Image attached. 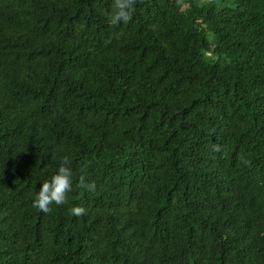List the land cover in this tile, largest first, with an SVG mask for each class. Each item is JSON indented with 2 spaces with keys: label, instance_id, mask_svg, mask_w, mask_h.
<instances>
[{
  "label": "trees",
  "instance_id": "1",
  "mask_svg": "<svg viewBox=\"0 0 264 264\" xmlns=\"http://www.w3.org/2000/svg\"><path fill=\"white\" fill-rule=\"evenodd\" d=\"M112 3L0 0V264H264V0Z\"/></svg>",
  "mask_w": 264,
  "mask_h": 264
},
{
  "label": "clouds",
  "instance_id": "2",
  "mask_svg": "<svg viewBox=\"0 0 264 264\" xmlns=\"http://www.w3.org/2000/svg\"><path fill=\"white\" fill-rule=\"evenodd\" d=\"M136 3L137 0H113L112 8L107 13L109 23L113 26L121 22L127 23L135 11ZM214 151L219 152L220 147L218 145L214 146ZM241 162L248 163L243 157H241ZM73 179L74 173L70 166L69 157L64 156L61 158L55 173L39 185L33 200V207L43 213H48L51 210L50 205H64L67 202L68 193L72 191ZM78 187L85 191H94L96 185L95 182L87 183L84 175H80ZM85 213L86 210L83 207L75 206L71 208V214L75 217H80Z\"/></svg>",
  "mask_w": 264,
  "mask_h": 264
}]
</instances>
